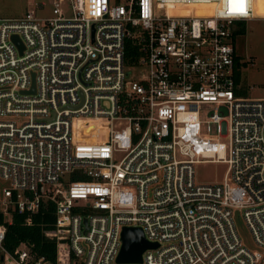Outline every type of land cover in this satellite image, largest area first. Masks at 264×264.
Here are the masks:
<instances>
[{"label": "built area", "instance_id": "1", "mask_svg": "<svg viewBox=\"0 0 264 264\" xmlns=\"http://www.w3.org/2000/svg\"><path fill=\"white\" fill-rule=\"evenodd\" d=\"M255 1L53 0L52 17L0 18L6 221L52 202L54 264H118L124 228L157 244L140 264H264V98L237 95L233 35L264 22ZM204 163L225 164L223 181L198 184ZM4 238L0 264H50Z\"/></svg>", "mask_w": 264, "mask_h": 264}, {"label": "rangeland", "instance_id": "2", "mask_svg": "<svg viewBox=\"0 0 264 264\" xmlns=\"http://www.w3.org/2000/svg\"><path fill=\"white\" fill-rule=\"evenodd\" d=\"M53 0H0V18L17 19L23 17L26 12L34 11L37 18L52 17ZM257 2L253 5V12L256 16ZM65 8V7H64ZM67 16H69L67 14ZM244 33L235 38V51L241 63L239 91L248 98H264V22L259 19L247 21L243 24ZM129 79L137 80L142 71L130 70ZM207 112L213 107L205 106ZM205 113V114H206ZM206 119V115L203 117ZM216 126H211L212 135H216ZM226 143L225 138L221 139ZM120 155H118L119 159ZM227 166L225 164L204 163L195 166V177L198 184H215L223 181ZM4 183L0 181V188ZM233 221L245 248L250 251L259 250L253 242L248 231L242 213L234 211Z\"/></svg>", "mask_w": 264, "mask_h": 264}, {"label": "trees", "instance_id": "3", "mask_svg": "<svg viewBox=\"0 0 264 264\" xmlns=\"http://www.w3.org/2000/svg\"><path fill=\"white\" fill-rule=\"evenodd\" d=\"M256 13L264 16V0H258ZM244 33L243 25H241L233 35H241ZM135 47L130 40L126 41L125 59L131 64L134 59ZM235 80L239 84L240 67L244 66L239 58H235ZM237 95L243 94L240 92ZM246 97V96H245ZM30 218V224L27 219ZM55 223V206L50 201H42L38 210L34 214L20 213L16 209H10V220L6 221L4 214L0 211V225L5 226L4 247L13 252L22 243L27 244L32 253L37 257H43L50 264L55 263L56 259V243L53 239L46 237L45 232L51 231Z\"/></svg>", "mask_w": 264, "mask_h": 264}, {"label": "water", "instance_id": "4", "mask_svg": "<svg viewBox=\"0 0 264 264\" xmlns=\"http://www.w3.org/2000/svg\"><path fill=\"white\" fill-rule=\"evenodd\" d=\"M13 41L21 51L23 46L18 39L14 36ZM34 90V76L32 81V90ZM122 246L116 258L118 264H140L142 262V255L147 250H154L157 244L148 242L143 232L139 228H124L121 233Z\"/></svg>", "mask_w": 264, "mask_h": 264}, {"label": "snow or ice", "instance_id": "5", "mask_svg": "<svg viewBox=\"0 0 264 264\" xmlns=\"http://www.w3.org/2000/svg\"><path fill=\"white\" fill-rule=\"evenodd\" d=\"M230 4L234 5V11L244 12V0H229Z\"/></svg>", "mask_w": 264, "mask_h": 264}, {"label": "bare ground", "instance_id": "6", "mask_svg": "<svg viewBox=\"0 0 264 264\" xmlns=\"http://www.w3.org/2000/svg\"><path fill=\"white\" fill-rule=\"evenodd\" d=\"M92 128H93L92 125L90 127H88L87 132L90 131Z\"/></svg>", "mask_w": 264, "mask_h": 264}, {"label": "crops", "instance_id": "7", "mask_svg": "<svg viewBox=\"0 0 264 264\" xmlns=\"http://www.w3.org/2000/svg\"><path fill=\"white\" fill-rule=\"evenodd\" d=\"M258 15V14H257ZM260 16V15H259Z\"/></svg>", "mask_w": 264, "mask_h": 264}]
</instances>
